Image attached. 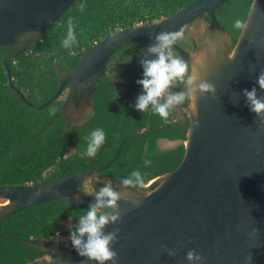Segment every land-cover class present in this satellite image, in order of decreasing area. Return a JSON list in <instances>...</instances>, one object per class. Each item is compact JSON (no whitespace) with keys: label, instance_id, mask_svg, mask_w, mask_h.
<instances>
[{"label":"water","instance_id":"water-1","mask_svg":"<svg viewBox=\"0 0 264 264\" xmlns=\"http://www.w3.org/2000/svg\"><path fill=\"white\" fill-rule=\"evenodd\" d=\"M75 1L0 0V50L15 48L2 58L7 84L30 108L47 106L69 84L67 97L51 120L63 116L65 129L78 123L84 105L93 110V93L105 75L108 58L126 41L141 49L108 76L109 84L117 92L118 103L136 108L143 92L136 83L143 78L140 60L155 42L150 35L182 27L181 39L186 41L189 30L192 33V49L177 44L173 49L190 62L207 53L204 66L197 65V69L202 79L215 85L216 96L198 93L195 112L187 100L184 109L189 124L182 159L150 183L120 186L121 180L102 174L130 137L153 130L146 125L126 134L113 156L101 165L37 183L0 186V214L56 199L89 206L94 197L85 195L81 184L95 174L101 181L111 179L118 190L128 194L118 202L122 221L105 228V232L120 229L113 245L117 264H190L186 259L189 249L204 257L199 264H264V125L243 95L244 89L255 86L258 96L264 97L257 83L258 74L264 71V0L253 1L244 20L246 28L234 42L215 15V9L228 0H193L168 16L116 29L75 53L78 60L63 73L56 91L35 105L12 83L8 60L32 47ZM198 35L200 45L195 42ZM232 53L235 56L229 59ZM94 187L99 190L98 184ZM69 236L55 232L27 238L42 254L23 264H96L78 254ZM162 245L177 254L169 256Z\"/></svg>","mask_w":264,"mask_h":264},{"label":"trees","instance_id":"trees-1","mask_svg":"<svg viewBox=\"0 0 264 264\" xmlns=\"http://www.w3.org/2000/svg\"><path fill=\"white\" fill-rule=\"evenodd\" d=\"M193 0H76L44 35L25 53L8 60L12 83L27 94V99L39 105L51 97L56 89L57 70L74 65V54L88 48L116 29L152 22L168 16ZM254 0H228L215 9L218 22L231 34L233 42L240 30L233 27L234 20L246 19ZM85 5L81 11L80 6ZM78 36L72 50L61 46L69 20ZM138 46L126 41L114 54L122 59L133 56ZM11 48L0 50V186L24 185L55 179L75 173L109 160L121 138L142 126L140 117L131 123H120L115 106L114 91L102 78L96 89L95 117L91 125L70 126L65 129L62 116L54 117L53 108L61 102L59 97L43 108H30L7 84L2 64L4 54ZM51 120V121H50ZM103 128L105 143L94 156L84 155L92 130ZM168 139L184 137L165 134ZM157 134L147 131L129 138L116 160L102 173L125 179L139 170L143 183L170 171L180 163L184 146L159 149ZM145 161L149 163L145 164ZM88 206L65 204L61 199L40 203L22 210L0 214V264H23L41 252L26 242L27 238L48 237L55 232L70 234ZM73 224L63 229V222Z\"/></svg>","mask_w":264,"mask_h":264},{"label":"clouds","instance_id":"clouds-1","mask_svg":"<svg viewBox=\"0 0 264 264\" xmlns=\"http://www.w3.org/2000/svg\"><path fill=\"white\" fill-rule=\"evenodd\" d=\"M85 5H81V11ZM203 27V25H202ZM233 27L238 30L246 28L245 21L236 18ZM184 28L177 31H162L150 35L154 43L149 45L140 60L143 68V78L136 81L141 85L143 92L138 95L135 104L139 112L151 111L159 115L162 120H167L174 109L184 104L186 100L191 101L193 111H196V105L199 94L211 93L216 96V87L214 84L202 79L197 65L204 66L207 60V53L202 52L192 57L191 62L182 58L174 49L178 39L184 37ZM78 44V36L75 26L70 19L67 24V30L61 41V46L66 50H72ZM154 56L155 58H150ZM235 53L229 55V59L234 58ZM257 83L261 90H264V71L258 74ZM179 86L180 90H176ZM243 95L246 97V103L250 111L254 112L260 118L264 125V97L258 96L257 88L254 86L251 90L244 89ZM106 134L103 128H96L89 135L88 148L82 157L87 155L94 156L95 153L105 143ZM149 161H145V164ZM143 178L139 170H134L129 177L121 181L120 186L142 185ZM99 183V190L94 187ZM150 183V182H149ZM81 188L85 195L93 196L94 202L89 204L86 212L79 217V222L70 229L69 239L79 255L86 257L89 261L96 264H106L111 261L117 264V252L113 250V245L118 239L119 228L105 232L106 226L116 224L122 221L120 213V204L122 198L127 199L128 194L118 190V186L113 184L111 179L101 181L95 174L84 178ZM257 229H254V232ZM85 234L87 238L85 239ZM169 256H175V249H168L162 245ZM46 259H50L47 257ZM186 259L190 264H199L204 257L196 252L195 249H189L186 253Z\"/></svg>","mask_w":264,"mask_h":264},{"label":"flooded vegetation","instance_id":"flooded-vegetation-1","mask_svg":"<svg viewBox=\"0 0 264 264\" xmlns=\"http://www.w3.org/2000/svg\"><path fill=\"white\" fill-rule=\"evenodd\" d=\"M191 31L189 30V34L187 36V40H183V39H178L176 44L179 45L180 47L182 48H185V49H189L191 50V44H192V38H191ZM231 35V34H230ZM195 42L197 43V45H200L201 42H202V38L200 37V35H198L197 39L195 40ZM139 47V46H138ZM141 48L139 47V49L137 50V52L140 50ZM15 50V48H11V51L4 54L7 55V54H10L12 53L13 51ZM115 52V51H114ZM136 52V53H137ZM135 53V54H136ZM134 54V55H135ZM133 55V56H134ZM3 56V57H4ZM133 56H130L129 59H122L118 56V54H114L112 53L110 55V57L108 58L107 60V63H106V70H105V75L102 76L100 78V80L102 78H106L107 79V83L108 85L110 86L109 84V75L112 73V72H115L116 70H118L123 64H125L127 61H129ZM70 66H73V65H65L63 70H57L58 74H57V83L56 85H58V81L60 80V78L62 77L63 73L68 69V67ZM99 80V81H100ZM99 83V82H98ZM97 83V85H98ZM97 85H96V89H97ZM111 87V86H110ZM112 88V87H111ZM56 89H57V86H56ZM56 89L54 90V92L56 91ZM69 89H70V86L69 84H66L64 87H63V90L60 92V94L57 96V98L59 97L60 99V102L61 104L57 107V108H53L54 110V113L55 111L62 105V103L64 102V100L66 99L67 97V94L69 92ZM96 89H95V92L93 93V110H91V108L88 106V105H84L83 106V109L81 111V116L82 118L79 120L78 123H75L73 122L70 126H82V125H91L92 122H94L97 118L94 116L95 115V101H96ZM112 90L114 91V98H115V106L117 107V109L120 108L119 110V116L120 118L123 117V112L126 113V118L123 117L122 120H120V123L123 124V123H131L136 121L137 119H139L140 117H142V119L145 121V123L138 127V128H141V127H144L146 125H149L150 127L153 128V130H148V131H151L153 132V134H157V145H158V148H159V142L163 143V141H168V142H174V141H179L177 144H175L174 146L170 147V148H173L175 147L176 145L182 143L183 146H184V142H185V138H186V133H187V129H188V124H189V118H188V114H187V111L184 109V106L186 105L187 103V100L184 102L183 105L181 106H178L177 109H174L172 114L170 115V117L168 119H170L171 121L170 122H167L166 120H162L159 115H156V114H153L151 111H148V112H139L136 110V108H133V107H130L129 105L127 104H124V103H118V96H117V92L115 89L112 88ZM176 90H180L179 86L176 88ZM23 91V90H22ZM24 92V91H23ZM53 92V93H54ZM25 93V92H24ZM26 95V98H27V94ZM52 96V95H51ZM56 98V99H57ZM28 100V99H27ZM55 100V99H54ZM53 100V101H54ZM29 101V100H28ZM30 102V101H29ZM63 117V116H62ZM63 119L65 120V118L63 117ZM67 120H65V124H66ZM163 123L161 129H159L158 131H155V129H157L159 127V125ZM69 126V127H70ZM136 128V129H138ZM135 130V129H134ZM133 131V130H131ZM130 131V132H131ZM147 132V131H146ZM129 133V132H128ZM127 133V134H128ZM166 133H173V134H178L182 137H184V139L182 138H176V139H173V140H170L168 139L167 137H165ZM125 136V135H124ZM123 136V137H124ZM122 137V138H123ZM121 138V139H122ZM131 138V137H130ZM164 144V143H163ZM104 175H108V176H112L114 178H117L113 175H110V174H106V173H102ZM119 180H123V179H120V178H117ZM150 181V180H149ZM149 181H147L146 183H148ZM145 183V184H146ZM99 185V183H97ZM144 184V183H143ZM100 186V185H99ZM135 186H139V185H135ZM42 254V252H41Z\"/></svg>","mask_w":264,"mask_h":264},{"label":"rangeland","instance_id":"rangeland-1","mask_svg":"<svg viewBox=\"0 0 264 264\" xmlns=\"http://www.w3.org/2000/svg\"><path fill=\"white\" fill-rule=\"evenodd\" d=\"M161 142H159V149L163 150V149H168V148L174 146L179 141H174V142L163 141L164 144ZM71 224H73V221L71 219L65 220L63 222V229H67L69 226H71Z\"/></svg>","mask_w":264,"mask_h":264}]
</instances>
